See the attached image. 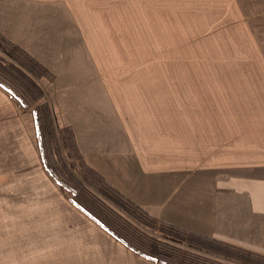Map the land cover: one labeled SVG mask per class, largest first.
Masks as SVG:
<instances>
[{"label": "rangeland", "instance_id": "rangeland-1", "mask_svg": "<svg viewBox=\"0 0 264 264\" xmlns=\"http://www.w3.org/2000/svg\"><path fill=\"white\" fill-rule=\"evenodd\" d=\"M90 1L89 49H78L71 54L72 61L67 54L66 60L59 61V54L44 53L48 63L43 64L0 33V57L17 63L14 53L34 66L37 74L27 72L42 91L38 99L29 101L18 99L7 85L8 90L2 88L12 96L8 103L0 93V264H22L20 256L26 248L29 262L23 264H36L38 244L47 251L44 264L54 249L57 258L52 264H59L58 260L85 264V259L100 256L95 252L98 237L94 233L61 235L54 230L66 225L71 215L63 202L75 203L72 193L52 177L50 167L60 170L65 163L86 187L95 190L103 181L117 190L84 163L78 140L85 129L91 126L101 133L110 118L195 117L199 102L219 103L230 90L239 91L245 85L253 87L246 95H254V87L264 84V54L260 53L264 0ZM55 40L58 36L50 42L53 47ZM68 64L73 69L54 66ZM44 104L54 124L52 151L47 141L41 144L35 121V109ZM51 156L57 162L52 163ZM142 210L153 224L132 220L144 231L167 239L162 227L170 224L163 225ZM43 212L44 216L39 215ZM183 247L242 264L187 244Z\"/></svg>", "mask_w": 264, "mask_h": 264}, {"label": "crops", "instance_id": "crops-1", "mask_svg": "<svg viewBox=\"0 0 264 264\" xmlns=\"http://www.w3.org/2000/svg\"><path fill=\"white\" fill-rule=\"evenodd\" d=\"M92 14L90 0H0V33L43 64L44 53L72 61L78 49H89ZM249 88L230 90L210 106L199 102L191 118H110L101 133L90 126L76 138L84 163L158 220L264 256V84L254 95H246ZM4 91L0 86L8 103L12 96ZM63 203L71 215L66 225L54 226L56 233L98 237L100 256L85 264H162L137 255L78 206ZM29 252L22 250V264ZM35 253L36 264L46 263L45 247L38 244ZM51 253L47 264L57 258L55 249Z\"/></svg>", "mask_w": 264, "mask_h": 264}, {"label": "trees", "instance_id": "trees-1", "mask_svg": "<svg viewBox=\"0 0 264 264\" xmlns=\"http://www.w3.org/2000/svg\"><path fill=\"white\" fill-rule=\"evenodd\" d=\"M17 63L8 62L0 57V86L14 88L11 91L18 99L23 97L35 101L42 94L37 81L28 71L37 74L36 69L24 59L16 56ZM35 121L41 144L47 141L52 151L53 119L46 104L35 109ZM49 159V157H48ZM50 161L57 162L53 156ZM51 165V164H50ZM52 177L61 186L72 193L76 205L86 211L108 231L115 235L140 255L150 257L164 264H229L222 260L209 257L195 250L183 247L184 244L207 250L238 261L242 264H264V256L253 253L216 239L189 232L173 225H165L163 233L167 239H162L140 228V223L150 224L147 214L134 202L124 197L120 192L102 181L95 190L86 187L68 170L65 163L61 169L50 167ZM133 217L138 223H135ZM155 223V222H154ZM153 224V223H151Z\"/></svg>", "mask_w": 264, "mask_h": 264}]
</instances>
